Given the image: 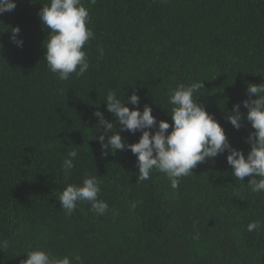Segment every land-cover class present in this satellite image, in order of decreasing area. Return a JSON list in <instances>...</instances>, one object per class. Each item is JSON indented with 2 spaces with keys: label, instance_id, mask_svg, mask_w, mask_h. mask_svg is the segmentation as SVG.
Wrapping results in <instances>:
<instances>
[{
  "label": "trees",
  "instance_id": "trees-1",
  "mask_svg": "<svg viewBox=\"0 0 264 264\" xmlns=\"http://www.w3.org/2000/svg\"><path fill=\"white\" fill-rule=\"evenodd\" d=\"M48 3L16 0L0 14V241L9 242L0 264H21L35 248L72 264H264V192H251L250 177L237 181L227 151L199 163L176 189L158 170L137 183L130 149L102 155L104 129L93 114L118 131L104 98L135 91L139 105L130 109L150 105L157 122L171 125L170 91L203 82L198 101L247 155L254 129L246 120L235 129L227 114L248 98V84H264V0H84L94 32L84 46L90 67L65 81L44 59L49 29L38 11ZM17 25L22 47L10 39ZM140 135L121 132L128 143ZM73 149L65 180L61 164ZM86 175L101 181L104 215L87 201L70 215L61 208L66 184ZM252 221L261 226L249 232Z\"/></svg>",
  "mask_w": 264,
  "mask_h": 264
},
{
  "label": "clouds",
  "instance_id": "clouds-1",
  "mask_svg": "<svg viewBox=\"0 0 264 264\" xmlns=\"http://www.w3.org/2000/svg\"><path fill=\"white\" fill-rule=\"evenodd\" d=\"M91 2L95 3V0ZM15 8L16 0H0V14ZM38 16L42 25L49 29L46 43L44 41V59L48 69L61 81L68 80L73 73L77 77L82 76L90 67L84 46L94 38V32L88 26L90 15L84 0H49L38 11ZM19 33L18 25L12 27L10 39L22 47L23 40L19 38ZM202 87L203 82L180 83L170 91L171 125L167 120L157 122L150 105L145 104L142 111L139 107L130 109L127 104L139 105L140 98L135 91L121 100L115 91L109 90L104 99L107 110L119 121V130L113 131L116 125L105 119L101 111L93 113L99 121L97 131L101 126L104 129L98 136L102 155H107L109 151L114 154L116 150L130 149L137 158V183L148 180L152 171L158 170L166 174L171 187L176 189L180 178L194 174L192 170L199 163L227 151V163L237 181L250 177L247 185L251 192H264V84H248V98L234 104L227 114V120L235 129L241 128L242 120L250 122L254 129L246 139L250 145L247 155L242 149L231 145L221 123L198 101ZM241 105L247 109L246 115L241 112ZM123 131L133 134L140 132L141 135L137 142L128 143L122 139ZM77 156L78 152L73 149L63 158L61 169L65 180L71 175ZM100 184L96 175H86L80 184L67 183L57 196L61 208L70 215L78 202L87 201L93 213L104 215L108 204L98 198ZM131 207L134 209L136 203H132ZM260 226L259 221H252L247 225V231H255ZM8 247L7 240L0 241V249L6 250ZM24 253L27 258L21 264H72L69 256H54L41 248ZM74 259L79 261L80 257Z\"/></svg>",
  "mask_w": 264,
  "mask_h": 264
}]
</instances>
